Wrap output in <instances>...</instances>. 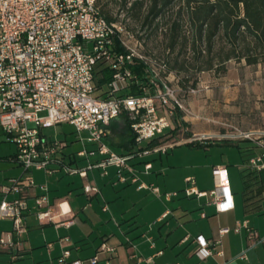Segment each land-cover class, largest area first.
Returning <instances> with one entry per match:
<instances>
[{
    "label": "built area",
    "instance_id": "2783aa9c",
    "mask_svg": "<svg viewBox=\"0 0 264 264\" xmlns=\"http://www.w3.org/2000/svg\"><path fill=\"white\" fill-rule=\"evenodd\" d=\"M139 63L146 79L144 85L139 74L132 70ZM103 68L108 70L110 79L98 86ZM131 83L140 89L139 93H123ZM179 90L178 77L172 75L167 61L146 53L142 40L129 27L103 15L100 0H0V129L16 145L12 160L25 171L21 176L0 183V218L12 221L15 235L25 233L28 188L38 186L42 193L34 196L37 218L54 225L73 223L72 218H62L70 214L68 202L59 201V210L55 212L47 186L36 185L30 175L32 170H63L86 176V168L64 161L62 150L66 141L50 139L44 133L45 128L60 123L71 124L79 139L94 145L76 152V156L88 159L87 168L115 165L121 181L126 180L123 171L132 173L131 180L137 181L129 160L137 157L141 150L116 152L107 143V126L125 115L136 143L152 139L161 141L142 149L144 153L166 152L175 144L162 143V140L172 136L171 131L180 119L185 115L201 118L179 98ZM187 92L196 94L199 89L189 87ZM235 129L236 132L231 133L192 134L188 141L203 144L209 139L248 141L253 150L247 156L246 166L264 171V129ZM82 133H86V137ZM95 155L99 156L98 161L91 162L90 157ZM144 168L150 169L151 163H145ZM212 172L213 189H197L194 178L189 176L183 194L211 197L219 212L233 209L227 166L215 165ZM141 187L161 194L157 186L141 182ZM83 191L91 195L99 189L85 183ZM178 194V191L162 193L167 199ZM241 228H245L251 240L257 239L247 219L236 222L234 230L238 232ZM227 231L228 228L219 230L220 234ZM195 240L199 245L196 253L201 259L212 253L205 238L199 235ZM0 247L9 248L12 258L17 257L18 243L11 238L0 235ZM113 250L114 247L102 242L88 261L93 264L100 252ZM69 255L70 250L64 249L60 263L85 264L83 259L67 261ZM145 260L155 264L152 257Z\"/></svg>",
    "mask_w": 264,
    "mask_h": 264
},
{
    "label": "crops",
    "instance_id": "0c3cea01",
    "mask_svg": "<svg viewBox=\"0 0 264 264\" xmlns=\"http://www.w3.org/2000/svg\"><path fill=\"white\" fill-rule=\"evenodd\" d=\"M204 113L207 114L206 110ZM200 117L198 120L203 118ZM118 118L114 119L117 123ZM110 124L107 126L109 136L113 129L110 128ZM123 127L124 123L123 126L118 123V127L114 129H123ZM199 128V131H194L193 134L216 133L205 126ZM123 141L124 139L115 144L122 146ZM128 151L129 149L125 148L123 152L118 153H128ZM167 152L168 149L164 153ZM62 153L65 162L72 166L77 165L76 156H70L64 148ZM98 159L99 156L95 155L89 160L96 162ZM142 162L144 164L150 162L151 168L146 171L143 164V170H138L137 164ZM129 163L134 169L133 173L137 181L131 180L132 173L128 171H123L126 180L121 181L115 165H107L105 168L84 166L86 176L79 175L80 179L75 177L74 173H65L69 176L63 177V170L44 171V174L41 173L42 170H37L40 173H35L36 170L30 171L36 185L47 186V194L55 212L59 210V201L68 202L71 210L68 215L73 219V223L69 226L54 225L39 220L35 214L38 208L34 196L41 194L42 190L38 186L29 187L27 198L29 210L25 215L26 232L20 236L15 235L12 233V221L8 219L11 221L10 225L5 221L7 218H0V235L18 243L16 258H12V251L9 248L0 247V256L6 255L0 257V264H61L57 259L64 249L70 250L67 261L86 259L97 253L102 242L114 245L115 251L104 253L107 255L106 262L100 259L93 264H149L145 260L146 257H152L155 264H264L263 254L257 253L261 249L260 241L264 246V228H260V220L256 217L244 215V212L248 211L243 207V197L242 201L235 200L233 209L220 212L216 211L211 202L212 198L208 196L191 201L196 196L186 197L183 193L182 195L179 193L167 199L162 193L182 191L188 185L186 177L192 176L197 189L205 191L214 188V181L211 178L203 179L199 176V168L192 167L189 170L195 175L185 174L181 177L180 183L174 186L165 183L166 185L162 186L158 181L140 180L139 173L150 176V172L154 169L150 160L134 157ZM246 163L247 161L240 165V170ZM213 166L215 165L212 164V168ZM160 172L161 170H156V174ZM23 174H25L24 169L18 176ZM141 182L157 186L161 194L154 193L150 188H139ZM85 183L95 185L99 192L87 195L83 191ZM131 184L135 185L134 192L141 193L143 197L135 198L129 204L126 202L129 193L126 187ZM98 206L101 207L100 213L96 210ZM104 206L106 209L103 208ZM141 209H148L150 213L138 219L136 217L141 214ZM257 212L262 215L261 220L264 221V210L259 209ZM245 219L257 233L255 241L248 237L245 228H241L238 232L234 230L236 222ZM221 228H228V231L220 234ZM199 235L209 242L208 246L212 252L203 259L196 253L199 245L195 237Z\"/></svg>",
    "mask_w": 264,
    "mask_h": 264
},
{
    "label": "rangeland",
    "instance_id": "374dc122",
    "mask_svg": "<svg viewBox=\"0 0 264 264\" xmlns=\"http://www.w3.org/2000/svg\"><path fill=\"white\" fill-rule=\"evenodd\" d=\"M134 1L136 0H100V7L107 11L114 20L120 21L129 27L142 40L143 49L146 53L171 63L177 59L178 64H185L183 70L179 69V65H177L176 69L170 71L172 75H176V77L181 79L190 76L187 82L188 86H191L194 80H197L195 88L199 89V92L189 94L185 92L183 87H179V98L196 115L199 114V116L203 117L198 120V118L185 115L183 118L185 123L181 124L180 120V125L172 132V136L167 137L162 142L175 144L168 148L167 153L156 151L144 153V150H141L137 158L150 160L154 169L150 172V176L139 173L140 180L145 182L154 180L160 182L162 186L165 183L169 186H174L180 183L181 177L185 174L195 175L189 169L198 167L200 177L205 180L211 178L214 181L212 164L224 165L228 169L229 186L233 194V201H238V199L242 201L243 184L240 165L245 162L242 161L238 144L243 145L247 141L209 139L206 141L208 147L204 148L203 143L198 141L192 143L188 139L192 137L194 131H199V127L203 126L216 133L236 132L235 128L240 130L250 128L264 129V62L248 65L244 60L231 59L225 63V73L217 74L210 70L197 71L196 65L198 64L195 63L192 49L193 30L182 0H176L165 12L155 17L150 16L147 22H145V19L152 1L141 0L142 3L140 5L132 8ZM175 22L179 23L180 38L175 49L171 51L168 43L172 32L171 28ZM203 47L204 44H202ZM205 110L207 114L204 113ZM118 123L123 126L124 118L119 117ZM118 123L116 120L111 121L110 128L113 129L110 131V139L112 142L107 139V143L117 152H123L125 148L115 144L120 142L125 134L123 129H114L118 127ZM44 133L50 139L65 140L67 145L64 149L70 156H76V152L85 147L84 144L88 148L94 146L79 139L74 127L66 122L45 128ZM82 136L86 137V133H82ZM146 143L147 140L135 143L133 149L137 150L139 146L146 145ZM16 150V145L9 141L7 135L0 132V183L6 182L8 177L18 176L23 170L22 166L12 160ZM76 159H78L76 167L84 168V166L88 165V159L79 156H76ZM143 164V162L138 163L137 169L143 170ZM208 164L210 165L208 166ZM158 169L161 172L156 174ZM34 172L40 173L37 170ZM41 173L44 174V170ZM65 173L63 172L64 175L62 176L68 177L69 175L67 174L68 176H66ZM73 175L80 179L79 173H74ZM260 176L264 180V172H261ZM65 180L67 181L68 179L66 178ZM126 188L129 190L126 197L127 203L130 204L135 198L143 197L141 193L134 192V184ZM179 193L182 195L183 192L179 191ZM196 199L198 197L192 198L191 201H196ZM30 202L33 205V201L31 200ZM260 209L264 210V192ZM96 210L100 213L101 207L98 206ZM140 212L141 214L136 217L138 219L150 213L148 209H141ZM244 215L256 217V219L260 220V228H264V221L261 220L262 215H259L256 210L244 212ZM63 218H71V216L66 215ZM5 221L11 225V221L8 218ZM259 243L261 244V249L257 253L263 254L264 258V246L261 241ZM108 245L114 246L109 243ZM3 256L6 255L2 254L0 257ZM106 256L104 252H100L98 260L102 259L103 262H106ZM89 258L83 259L85 264H91L88 261Z\"/></svg>",
    "mask_w": 264,
    "mask_h": 264
},
{
    "label": "trees",
    "instance_id": "16d2710c",
    "mask_svg": "<svg viewBox=\"0 0 264 264\" xmlns=\"http://www.w3.org/2000/svg\"><path fill=\"white\" fill-rule=\"evenodd\" d=\"M151 1L145 22L150 16L155 17L168 10L176 0ZM141 3V0L134 1L132 8ZM182 3L193 30L192 49L195 63L198 64L196 65L197 71L210 70L217 74L225 73V63L231 59L244 60L248 65L264 62V0H182ZM100 11L109 20L113 19L101 7ZM171 30L168 47L172 51L179 42V23L175 22ZM202 44H204L203 48ZM117 48L122 49L119 46ZM167 65L169 70L176 69L177 65L181 70L185 68V64H178L177 59L173 63L167 61ZM132 70L139 74L141 84L144 85L146 79L141 73L143 70L142 64H135ZM102 73L103 77L97 80L98 86H102L110 79L106 68L102 69ZM189 78L190 76L182 79L178 78V86L183 87L186 93H188L189 87L195 88L197 82V80H194L191 86H188ZM139 92L140 89L134 83L123 90L125 94H137ZM121 117L124 118L123 131L125 132L122 137L124 139L122 146L128 148V152H132L136 143L135 135L131 131L130 122L125 115ZM180 120L181 124L185 123L183 119ZM175 129L171 132H174ZM0 132L4 133L1 129ZM107 139H110L109 135H107ZM159 142L161 141L158 139L149 140L146 145L139 146L137 150L150 148ZM247 143L249 145L238 144L243 162L246 161L248 154L253 150V146L248 141ZM202 145L204 148L208 147V143ZM240 174L243 184V207L245 211H258L264 192V180L260 176L261 172L244 165L240 170Z\"/></svg>",
    "mask_w": 264,
    "mask_h": 264
}]
</instances>
